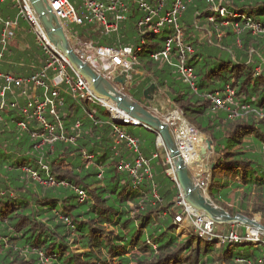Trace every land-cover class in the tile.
I'll return each instance as SVG.
<instances>
[{
    "label": "trees",
    "instance_id": "1",
    "mask_svg": "<svg viewBox=\"0 0 264 264\" xmlns=\"http://www.w3.org/2000/svg\"><path fill=\"white\" fill-rule=\"evenodd\" d=\"M218 3L185 2L180 40L191 52L177 46V30L169 24L162 37L140 30L131 10L119 24V42L137 60L123 91L149 110L153 104L144 91L154 85L162 92L211 143L205 189L210 200L231 216L257 215L264 225V0H221L222 14L214 9ZM12 6L0 0V32L2 21L16 15ZM26 33L19 20L0 73L28 77L44 65L41 48ZM98 34L84 27L77 37ZM136 35L143 44L132 41ZM113 39L105 36L98 45L113 46ZM168 40L167 57H154ZM180 64L193 68V86L183 81ZM227 89L232 104L215 107L210 96ZM61 90L55 116L46 117L60 125L62 139L51 142L31 112H23L30 98L10 92L2 103L0 98V264H264V235L261 242L221 243L175 222L179 188L166 175L157 132L142 134L145 126L130 127L106 107ZM114 126L136 140L149 177L141 169L135 182L118 168L136 153L117 140ZM220 225L216 233L229 226ZM237 230L244 233L241 226Z\"/></svg>",
    "mask_w": 264,
    "mask_h": 264
},
{
    "label": "built area",
    "instance_id": "2",
    "mask_svg": "<svg viewBox=\"0 0 264 264\" xmlns=\"http://www.w3.org/2000/svg\"><path fill=\"white\" fill-rule=\"evenodd\" d=\"M9 1L16 10V15L14 18L7 17L2 21L0 59L3 56L7 43L14 37L18 21L22 20L27 27V31L33 34L35 43L41 48L45 61L39 70L28 77L17 76L12 73H0V78L2 79V87L0 89L1 103L4 101L7 92H10L13 97L18 93L20 97L30 98L23 112H31L36 121L41 125L42 136L47 142L62 139L61 134L57 135V132L61 133L62 131L60 125L58 127L55 126L46 117L49 115L55 116L54 105L60 102L62 86L67 87L72 97H80L88 103L106 107L115 119L125 124L137 126L136 120L120 111L112 102L94 94L88 88L86 81L78 73L72 70V75H70L71 67L67 58L49 40L29 0ZM169 1L171 0H43L44 4L51 9L58 19L69 42L71 33L68 30V26L70 24L84 25L88 28V31H97L103 35H115L113 46L98 45L92 38L81 43L75 35L74 44H81V47L75 49L72 45V48L81 60L90 64L109 81H112L117 75L124 72L126 79L123 85L120 86L121 90L130 79L128 76L133 68V64L137 60L134 50L119 42V24L128 18L131 10H134L135 16L140 13V18L135 19L136 26L140 30L159 34L162 27L169 24L177 30L175 37L177 46L181 50L185 48L188 52L192 51L190 47L186 48L183 46L179 31V19L185 8V2L191 0H172L171 6L169 5ZM208 1L211 2L212 0ZM220 3L221 0L214 6V9L219 10L222 14L223 9L220 8ZM143 43L144 37L139 39V44ZM169 43L170 40L166 42L165 48L160 53L155 54L154 57H157L159 54L167 57ZM136 50H140V46ZM177 67L183 81L193 86V68L184 64H180ZM47 82H49V85H47ZM29 87L34 90L39 88L41 94L39 95V93L35 92L32 95L30 92L31 88L29 89ZM232 94V90L227 89L223 96L215 94L214 96H210V99L215 107L224 108L226 105L232 104ZM163 108L165 106L161 105L160 109L163 110ZM166 109L165 113H160V118L168 124L172 131L176 148L183 162L191 167L197 160V149L203 142L202 135L182 116L178 108L169 109L167 107ZM152 111L156 115L159 113L158 110ZM21 126L24 127L23 124ZM76 126H78V122ZM114 131L117 140L125 142L127 149L136 153L132 163L120 162L118 168L126 170L134 178L135 182H139L142 179L138 173L141 169L149 177L151 174L147 167V160L139 152L136 140L125 131L120 130L118 126H114ZM156 145L161 147L165 152L164 162L168 165L166 175L174 180L178 186L173 161L159 135ZM153 157H156V154H153ZM195 182L205 191L207 183L204 180L195 179ZM152 195L155 198L158 197L155 188H153ZM177 197L176 205L180 207V211L174 217L175 222L180 226L187 225L191 227L199 237L207 240L215 237L221 243H240L241 241L261 242V239H263L260 233L258 234L256 230L249 227H246L244 233L240 234L236 228L238 226L236 224L229 225L227 229L224 228L216 233L217 223L204 213L190 207L184 201L180 189Z\"/></svg>",
    "mask_w": 264,
    "mask_h": 264
},
{
    "label": "water",
    "instance_id": "3",
    "mask_svg": "<svg viewBox=\"0 0 264 264\" xmlns=\"http://www.w3.org/2000/svg\"><path fill=\"white\" fill-rule=\"evenodd\" d=\"M34 11L44 27L49 40L56 49L68 60L70 67L78 73L87 83L88 88L98 97L112 102L120 111L136 120L137 126L144 127L148 131H155L160 136L170 158L173 161L176 181L184 201L196 211L202 212L217 224H240L256 230L264 235V225L255 218H247L241 214L231 216L223 208L216 206L206 192L195 182V178L189 166L180 157L172 131L167 123L161 120L151 109H146L138 102L121 92L120 86L126 79L124 72L117 75L112 81L99 74L90 64L81 60L73 50L66 33L51 9L43 0H29ZM155 90L151 85L144 94L151 99V93ZM206 148L211 149V143L206 140ZM206 149L204 148L203 151ZM200 158V157H199ZM174 182V180H172Z\"/></svg>",
    "mask_w": 264,
    "mask_h": 264
},
{
    "label": "rangeland",
    "instance_id": "4",
    "mask_svg": "<svg viewBox=\"0 0 264 264\" xmlns=\"http://www.w3.org/2000/svg\"><path fill=\"white\" fill-rule=\"evenodd\" d=\"M169 5L171 6L172 5V0L171 1H169ZM16 12V10L15 9H13L12 10V13H15ZM129 15H130V13H129ZM140 18V13H138L136 16H135V19L137 20V19H139ZM29 27V26H28ZM84 27L88 30V28L86 27V26H84V25H80V24H70L69 26H68V30H69V32L71 33V36H70V43H71V45H73V47L76 49V48H80L81 47V44H74V41H75V39H74V37H75V35L76 36H78V35H80L82 32H83V30H84ZM166 34H165V32H162L161 34H159V37H162V36H165ZM105 36H111V37H113L114 39L113 40H115V35L114 34H110V35H103L102 33H99L98 34V36H95V37H93L92 39L94 40V42L96 43V44H98L99 42H102V39H103V37H105ZM25 39L27 38V39H31L32 37H34L33 36V34H30V33H26L25 34ZM137 39H139V37H138V35H136V36H132V41H135V40H137ZM79 40V39H78ZM80 42L82 43L83 41L80 39ZM70 68V67H69ZM73 69L72 68H70V75H72V71ZM132 71V70H131ZM131 71H130V73H131ZM128 78H130V76H128ZM129 84H130V79L128 80V82L123 86V87H128L129 86ZM122 87V88H123ZM37 91H39V88H37V89H33V88H31V93H32V95L36 92L37 93ZM62 91V90H61ZM121 92H123L124 93V91H123V89L121 90ZM154 93H155V95L157 94V96L155 97L156 99H155V101L153 102L152 101V99H151V101H152V104H153V109L154 110H158V111H160L161 109H160V106L161 105H163V106H165V108H163V110H161V112L162 113H165L166 111H167V97L163 94V93H158V91L157 90H154L153 91ZM68 96L67 97H69L70 98V95L71 94H67ZM23 96H25V95H23ZM152 98H153V96H152ZM78 102H80V101H78ZM82 102V101H81ZM157 103L159 104L158 105V107H157ZM161 103V104H160ZM94 105V107L95 108H97V109H102L103 107H101V105H99V104H93ZM78 106V110H79V114L80 115H82V113H83V108L81 107V104H78L77 105ZM169 109H170V107H168ZM159 117H160V112H159V114H157ZM130 127H133V126H130ZM140 133H142V134H147L148 133V131L145 129H143V130H140L139 131ZM203 137V136H202ZM197 159H199V157H197ZM194 164H196V163H194ZM254 218L257 220V222H259L260 223V218H259V216H254ZM230 225H232V224H230ZM237 225V224H236ZM187 225H185V227H186ZM218 226H222V225H220V224H218ZM182 227L184 228V226H182L181 225V229H182ZM190 228V227H189ZM237 229H238V227H236ZM245 230H246V227H245ZM259 234V233H258ZM262 234H260V236H261Z\"/></svg>",
    "mask_w": 264,
    "mask_h": 264
},
{
    "label": "crops",
    "instance_id": "5",
    "mask_svg": "<svg viewBox=\"0 0 264 264\" xmlns=\"http://www.w3.org/2000/svg\"><path fill=\"white\" fill-rule=\"evenodd\" d=\"M26 29H27V27H26ZM27 33H29V32L27 31ZM155 90H157V89H155ZM157 91H158L159 94L162 93L159 90H157ZM150 95H151L152 101L154 102L155 99H156L155 97L157 96V94L155 95V93L152 92ZM152 96H153V98H152ZM158 105L159 104L157 103V107H158ZM167 106L170 107V108H173L171 106L168 98H167ZM153 108L154 107L152 105L151 109L154 110ZM159 112L162 113L161 110ZM201 135L203 136L202 137L203 138V142H202V144H200L198 146V149H197L198 157H200V158L196 160V162H195L196 164H193L190 167V169H191L192 174H193V176H194L195 179L204 180L207 183V181L209 180L208 179V170H207L208 168L207 167H208V164L210 162V152H211V149L209 150V149L206 148V145H207L206 144V140H208V139L205 137L204 134L201 133ZM204 148L206 149L205 151H203ZM206 187H207V185H206ZM239 226H241V228H243L244 231H245V226L239 224L236 227L239 228ZM228 227H218V229H224V228L227 229Z\"/></svg>",
    "mask_w": 264,
    "mask_h": 264
},
{
    "label": "clouds",
    "instance_id": "6",
    "mask_svg": "<svg viewBox=\"0 0 264 264\" xmlns=\"http://www.w3.org/2000/svg\"><path fill=\"white\" fill-rule=\"evenodd\" d=\"M230 225V224H229ZM237 225H239V224H237Z\"/></svg>",
    "mask_w": 264,
    "mask_h": 264
}]
</instances>
